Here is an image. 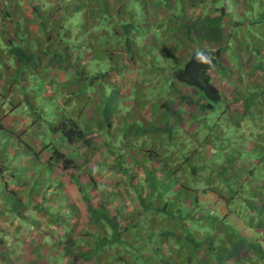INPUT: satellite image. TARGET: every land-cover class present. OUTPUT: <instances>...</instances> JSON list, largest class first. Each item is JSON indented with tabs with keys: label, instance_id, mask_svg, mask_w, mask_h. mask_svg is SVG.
Wrapping results in <instances>:
<instances>
[{
	"label": "trees",
	"instance_id": "1",
	"mask_svg": "<svg viewBox=\"0 0 264 264\" xmlns=\"http://www.w3.org/2000/svg\"><path fill=\"white\" fill-rule=\"evenodd\" d=\"M36 1H28L31 20L26 22L27 25L39 26L38 35L27 31V28L26 33L21 32L17 26V45L10 39H1L3 45L0 42L10 58L17 57L15 79L9 68L12 65L6 72L11 79L1 95L0 112L2 105H9L11 111L22 104L30 105L23 90L27 74L33 72L30 76L44 80L52 65L63 71L74 70L69 83L65 84L72 90L65 87L57 90L73 96L76 104H80L79 110L73 115L57 118L46 129L52 136L46 144V148L51 149V156L46 164H41L46 170L41 176L55 183L56 187L63 188V197L56 206L34 204L28 199L26 202V207H30L32 212L42 213L49 228L52 225L55 228L47 231L45 236L49 241L53 239L52 249L58 251L48 263L153 264L148 260L151 257L155 260L154 264H264L263 241L255 239L264 237V197L261 195L256 200L258 206L254 204L257 209L254 211L255 220L252 219L248 226L256 231L251 230V236L237 231L226 222L233 214L231 210L235 209L236 202H240L241 186L264 178V120L261 127L259 122L250 123L254 112L251 111L252 103L246 98V94L256 89H259L256 93L264 94V84L258 83L260 77L247 82L250 83L248 85L242 80L238 82L236 77L229 75L227 63L222 58L228 43L231 40L237 43L240 34L243 36L242 29L247 35L244 38L247 49L260 58L262 45L255 40L257 37L252 36L259 33L261 39L264 35V11L258 9L260 5L264 10V0L258 1L260 4L256 10L244 1L237 9L241 11L238 13L240 17L227 12L224 7H217L218 0H180L181 6L176 10V0H154L148 8L149 0L145 5L148 14L163 7L160 10L162 14L163 11L167 14V19H159L151 25L146 22L145 10L143 20L150 27L145 36L153 34L155 39L163 36L176 46L194 45L196 49H190L183 60L171 58L170 61V52L166 48L160 50L168 66L163 70L164 77H155L153 81L154 86L160 85L161 92L153 98L150 119H142V122L134 119L131 111L138 112L146 107L144 97L137 96V88L143 87L148 80L135 84L136 95H131L129 91L122 94L112 81L114 72L120 71L116 65L103 71L106 65L112 64L114 50L123 49L130 60L136 58V46L143 36L139 37L140 30L133 22L122 23L119 18L129 0H99V6L91 10L84 5L86 0H76L81 2L79 5L70 4L74 0H66L59 16L52 11L43 13ZM19 5L15 3L14 10ZM243 5L253 14L249 20L241 18ZM94 10L98 13L103 11L107 24L118 23L117 28L112 26L113 33L96 27L99 20L96 18L98 15L94 16ZM112 12L116 20L110 15ZM244 13L249 14L247 11ZM65 16L70 26L74 19L82 17L78 20L77 35L73 33L75 30L63 25ZM127 16L131 15L127 13ZM226 27L228 30L225 33ZM225 37L228 43L227 40L224 42ZM102 39L111 42L110 46L105 44L104 47ZM22 43H26L25 47ZM8 46L11 47L9 50ZM2 62L4 60H0V64ZM38 66L45 69L43 77L36 71ZM26 67L30 69L28 73ZM256 68L264 74V65L256 66L255 63L251 73ZM4 78L0 75V80ZM17 86L22 92L16 100L13 97L12 102V99L8 100L9 93L12 95ZM240 88L242 92L238 90ZM128 100L130 103L132 100L138 102L135 111L130 103L124 104ZM230 108H234L233 117L232 113L227 115L226 111ZM90 109L98 113L100 121H91L87 131L81 121ZM29 114L37 122L39 119L38 125L29 126L40 128L45 124L37 107L32 106ZM251 127L260 128L253 131L254 144L251 148L248 150L245 144L244 149L228 156L226 148L229 141L233 138L242 141L243 137L252 133ZM0 131L6 132L1 121ZM95 137L101 139L94 145L92 140ZM59 147L69 149V154ZM207 148L218 152L214 154L209 150L205 154L211 153L210 161L214 165L207 167L204 162L191 164L194 157H201L202 151ZM28 152L33 154L29 148ZM100 153L104 156L96 159ZM77 156H84L82 166L75 165ZM214 156H219L222 161L219 168L218 162L212 159ZM158 162L160 168L156 167ZM177 162L181 164L177 166ZM246 162L248 165L244 168ZM55 165H60L59 173L53 172ZM254 167L256 170L253 173ZM107 168L121 176V184L133 190L131 201L137 203L136 208L126 211L121 200L123 194L115 189L119 183L103 192L104 197L98 195L100 186L109 180L104 176ZM230 168L234 169L235 175L237 170L241 172L237 175L238 182L234 183L227 176L232 172ZM95 170H99L101 175L95 176ZM204 171L215 177H203ZM243 174L248 176V181H241ZM216 180L222 181L223 187L213 184ZM36 190L37 186L33 187V191ZM129 193L127 189L125 194ZM200 197L212 200L214 207L204 211ZM20 206L17 204L15 209ZM61 208H64L63 211ZM174 226L176 230H173ZM161 241L168 244L162 247ZM5 247L4 240H0V259L8 264L10 260ZM202 258H205L204 263Z\"/></svg>",
	"mask_w": 264,
	"mask_h": 264
},
{
	"label": "rangeland",
	"instance_id": "2",
	"mask_svg": "<svg viewBox=\"0 0 264 264\" xmlns=\"http://www.w3.org/2000/svg\"><path fill=\"white\" fill-rule=\"evenodd\" d=\"M28 1L29 0H0V42L2 45L3 43L1 39H5V40L10 39L13 41L14 45H17V42H15L16 41L15 32H16L17 26H19L18 28L20 29L21 32H25L27 28V31L31 32L32 34L38 35L39 26H36V25L32 26V24H30L31 25L30 26L29 24L27 25V22H26V20L28 21L31 20L29 9H28ZM35 1L36 0H33V2ZM148 1L149 0H129V4L125 5L124 7L125 10H122V13L120 14V17H119L122 23H126L127 21L133 22L136 26H138L137 29L140 30L139 37L143 36L140 43L137 44L136 46L137 47L136 58L134 60H130V58H128L125 55L123 49L114 50L113 52L114 57H113L112 64L111 65L108 64L103 68V71H104L108 69L109 67H115L116 65V69L120 70L119 72L118 71L114 72L112 76L113 77L112 81H115L117 88L121 90L122 94H126L129 91L131 95L134 96L136 95L134 94L135 84H138V82H144V81L146 82L147 80L150 82L152 81L151 83L147 81L145 84H143V87L138 86L137 88V96L138 97L142 96V98L144 97V101H146L147 105L143 110H140L138 112H133L132 110L131 113H132V116L135 117L134 119H138V120L140 119L141 122H142V119H145V120L150 119L149 111L152 109L154 105L153 98L156 94H159L161 92L160 85L154 86L155 82L153 81H155V77H157L158 79L161 77H164L165 71L163 70L164 69L166 70L168 66L160 50L166 48L170 52L168 56V60L170 61L171 58L176 59V60H183L186 56H188L187 54L189 53L190 49L191 50L196 49L194 45H192V47L190 46L187 47L184 45L176 46L174 42H172L169 39L167 40L163 36H161L159 39H155L153 37V34H149L145 36L146 31L150 28L149 26L145 25V21L143 20L145 10H146V16H147L146 22H149L151 25H153L155 21L159 19L160 20L167 19V14H165L164 11L162 14L160 10V9H163V7L156 8L157 10H154L151 15L150 13L148 14V9L145 8V5L146 3H148ZM150 1L151 3L148 4V8L151 5H153V2H154V0H150ZM183 1L188 2L189 0H183ZM244 1H248L247 4H250L256 10L257 5L260 4V2L258 4V1H263V0H218L216 6L224 7V9L227 10V12L233 14L234 16L240 17L238 13H240L241 11L237 9L238 7L241 6V4H243ZM36 2H38L40 10L43 11V13H45L46 11H50V12L52 11V13L55 16H59L61 14L62 10L65 7V4L67 3L66 0H37ZM15 3L20 4L19 8L15 9V14L17 15L6 16V12H9V14H12L10 11H13V7ZM80 3L81 2H77L76 0H74V2L70 4L79 5ZM84 5L88 7V10H91L90 5L94 6L96 5V2L95 0H86L84 1ZM8 6H10L9 9H8ZM180 6H181L180 0H176L174 10H176ZM261 7L262 6L259 5L258 9H260V11H264L263 9H261ZM21 10H23V14H20ZM245 11L249 13V8H247L246 5H243V16L241 18H246L249 20L250 17L253 16V14H250V13L246 14L244 13ZM127 13L131 15L130 16L131 19L130 17L127 16ZM95 15H98V16L96 17ZM110 15H113V18L116 20V16L114 12L110 13ZM94 16L97 18V20H99L98 25L96 27H100L101 31L106 32V33L107 32L113 33L112 26L114 25L117 28L118 23H113V24L106 23V20L103 17L104 16L103 11H100V13H98L96 10H94ZM78 20H82V17L80 19H74V21H72L71 23L72 26H70L69 25L70 22L65 16L63 25H65L66 27L72 28V30H75V32L73 31L72 32L74 33V35H77L76 30L77 31L79 30L78 25H77ZM227 30H228V27L225 28L224 30L225 33L227 32ZM242 31L244 34L243 36L242 34H240V37H239L240 39H238L237 43L232 40L228 43V40L225 37L224 42L227 40L226 43H228L229 47L223 50L222 58L227 63V68H228L227 70L228 72L231 73L229 75H233V77H236L238 82L242 80L243 84L248 85L252 82L254 78L256 79V77H260L258 83H261V85H263L264 84V74L262 70H258L256 68L255 70H253V73L251 72H252L253 67L255 66V63H256V66L264 65V42H263L264 35L263 37H261V39L258 37L259 33L252 36V37H257L255 38V40L260 45H262V47H260L259 49V52L261 51V56L259 58L255 55V52H252L250 49L249 50L247 49L246 39L244 40V38H246L247 35L244 29H242ZM251 34H253V31L251 32ZM105 40L104 39L101 40L103 46L105 47L106 46L105 44H108L110 46L111 42L109 43V42H106ZM29 43L31 42H28V44ZM21 45L25 47L26 43H22ZM109 46H107L108 49H109ZM113 46L114 45H112L111 47L114 48ZM85 47L86 46H84V48ZM9 48L11 47L8 46L7 49L9 50ZM6 54L7 53L3 51V47L0 46V60L1 58L4 57L5 64L8 67L12 65V67H9V68H10L12 77H14L15 79V76H16V69H15L16 65L15 64L17 63V57L15 58L14 56H11L10 58V56L7 54L8 56V59H7ZM88 55L89 54H86L85 56H88ZM156 57H158L157 60L154 59ZM36 61L38 60H35V62ZM13 63H14V66H13ZM25 70H26V73H28L30 69L26 67ZM44 70L45 69L41 68L40 66H38V68L36 69L40 77L41 75L43 77ZM73 72H74L73 69L68 70V71H63V69L57 68L54 65H52L51 67L48 68L47 73L45 75L44 80L46 82L42 79L40 80L39 78H33L32 76H30V74L33 73L31 72L27 74L26 76L27 83L24 84V87H23L24 95L26 93L30 105L24 106V104H22L14 111L10 110L9 105H2L3 107L2 111L4 112H0V117L2 115V119L0 120L1 124L3 127H6L8 130H10L11 132L13 131V132L9 135L8 132L0 131V139L2 138L6 142V144L0 145V164L1 166L5 168V170H9L3 179L0 178V192L2 190L5 191L6 184L7 185L12 184L11 178H10L12 172H14V174L17 176L16 178L17 184L16 186L9 185V187H13V192L15 193L14 195L12 193V195H6L3 198L2 196H0L2 198L0 201V206L7 208L10 205L12 209L18 203L16 198L20 199L22 196H26L25 189L27 188L29 181H30L29 184L31 183L33 187L35 186L38 187L39 186L38 184L43 180V178H40L41 174H38V172H41V171L37 170V168L32 167L30 158L28 157H25V162H19V163H17V158H16L15 162L17 163V169L16 171H13V164L15 162L12 159H9L10 157L6 153V149L8 147V143L10 142V136L12 138L17 137L18 140L22 141L23 145L28 144L30 147H32L34 151L38 153L41 158H43L44 161L47 159L49 151L45 152V150L44 149L42 150V148L45 147V145L47 144V141H49L52 136L49 134V132L46 129L50 125H52L54 122H56L57 118L59 120V118H61L62 116L73 115L74 112L79 110L78 107L80 106V104H76V101L72 99L73 96H69L68 94H64L62 91L61 92L58 91L59 89H62L64 87L66 89H69V91L72 90L71 88H67V85L65 86V84L69 83ZM249 72L251 73V75L249 74ZM1 77H5V76L2 75ZM9 79H11V77L10 75H7L4 79L0 80V107H1L2 100H3L1 95L4 94L6 86L8 87ZM220 80L221 79H219V81ZM247 82H250V83H247ZM104 88L107 89L106 86ZM263 88L264 86H262V90H264ZM243 89H247V88H243ZM238 90L242 92L241 88ZM20 91L22 92V89L19 86H17L16 89H13L12 95L9 93L10 97H8V100L12 99V102L14 101V98L16 100ZM247 91L249 92V90ZM256 91H259V89H256L246 94V98L252 103L251 111L254 112V115L251 118L250 123L259 122V125H260L259 127H261L263 124V120H264V94L256 93ZM231 96L233 97V95ZM224 98L226 100L228 99L227 97H224ZM81 99L82 97H80V100ZM129 101L130 100L126 101L124 104L130 103ZM131 102L132 103L130 104L135 111L138 102L136 103L134 100H132ZM122 103H123V100H122ZM32 106H35V109L37 107V111L40 112L41 114L40 116L42 120L45 122V124H42L40 128L36 126L39 123V119H37L38 120L37 122L36 118H32L29 114V111L31 112ZM233 109L234 108L228 109L226 111L227 115L229 113H232V117H233L235 115V111ZM92 110L91 109L88 110V113L85 112V115L81 121L82 126L87 131H89V128H90L89 123L91 121L92 122L95 121L96 123L100 121V119L98 118V113H95L94 111L93 113ZM225 120L226 122L229 123L227 119ZM21 122L23 123L21 124ZM30 124H36V125L35 127L31 128L32 126H29ZM259 127H256V128L251 127L252 133H250L249 136L243 137L242 141L240 140L237 141L235 138L229 141L230 144L226 148V153L228 154V156L230 154L235 155L238 151H241L242 149H244L245 144L248 145L249 147L248 150H249L252 144H254L253 131L256 132L257 130H260ZM44 130L46 132H44ZM100 139H101L100 137H95L92 140L93 144L95 145L99 143ZM62 150L64 153L68 154L66 150L64 149ZM209 150H211V153H214V154L218 153V152H214V150H212L211 148H207L202 151L200 155L201 157H194L195 159L191 164H198L200 162H204V165H208L207 167H209L210 165H214L210 161L211 153L208 155H205ZM20 151L21 153H23L26 150L21 149L19 150V152ZM12 153L14 154V150H12ZM74 154L76 155V153ZM100 155H103V154L102 153L98 154V156H96V159H100L99 158ZM204 155L206 156L205 158H204ZM83 157L84 156L80 158L79 156H77L76 161H75L76 166L83 165ZM104 158L102 160L106 162ZM212 159L218 162L219 166L217 168H219L222 165L221 164L222 161L219 158V156H214ZM179 164L181 163L177 162L176 165L179 166ZM247 165H248V162L244 164V168H247ZM22 167H28V169L27 168L22 169ZM156 167L160 168L161 164L159 162L156 163ZM253 169L254 170L252 172L254 173L256 168L254 167ZM229 170L232 172L228 173L227 176H229L233 182L234 181L238 182L237 175L239 176L241 172L237 170L236 171L237 175H235L234 169L230 168ZM22 171H27L28 174H25L22 177L21 175ZM43 171H46V170L42 169V172ZM16 172H18V175ZM94 173H95V176L101 175L99 173V170H95ZM138 173H139L138 174L139 176L142 175L140 171H138ZM209 175H211L212 177H215L214 175L210 174L209 171H204L203 177H208ZM104 176L108 177L109 180L108 182L104 184V186H100V191L98 195L104 197L103 192L106 193L107 191L110 190L111 185H115L119 183L115 189L123 194V197L121 198V200L124 203V208L126 209V211L133 210V208L137 207V203L131 201L133 190L131 188H128L127 185L121 184L122 180L120 179L121 178L120 175L117 176L115 171L107 168V170L104 172ZM37 178H40V180L35 181ZM240 178H241V181L249 180L246 174L241 175ZM257 180L258 181H255V182L251 181L254 184L251 183V184H245L241 186L240 199H239L240 202H236L237 206L235 205V209L231 210L233 214L230 213L231 217L229 216V218L226 220V222L229 223L230 226L235 227L234 229L242 232L243 234H246V233H249V235L251 234L252 228H250L248 225L251 224L250 223L251 220L255 218L254 211L257 209L254 207V204L256 203V200L261 195L264 197V178H261V180L260 179H257ZM214 183H216L219 187H223L222 181L218 182V180H216V181H213V184ZM65 185L68 188V185L67 184ZM51 186H52L53 192H52V196H49V197L59 198L61 195V192L64 191V190L62 191L63 188L59 186L55 187V184H52ZM127 189H128V192H130L129 195L125 194ZM241 193H243V195H241ZM200 200L202 204L201 208H203L204 211H206L207 208L209 207L210 208L214 207L215 205V203L212 200H209V198L208 200H203L202 197H200ZM258 203H256L257 206H258ZM63 209L64 208H61L62 211ZM230 209H233V208H230ZM228 212L229 211L225 212V214ZM25 218L29 220L28 221L29 225H26L28 226L26 229V232L21 231V234H23L24 236L21 238V241L19 242V245L17 246V248L14 247L13 245L11 246V237L8 236L11 233H13L14 223L13 225L10 224V226H12L11 228H5L4 223L0 219V239L2 240L1 237L3 236H8L9 246L6 249L7 255L10 260L8 261V264H26L29 261H36L37 258H35V255H33V252H32L35 250L34 247L39 244L38 242L41 240L40 238L42 237V235H45L47 233V230L49 231L50 229H55L53 225L51 226V228H49L46 225V222H44V220H41L43 222L39 226L38 224H35L37 228L32 227L33 226L32 224L35 223L34 220L42 219L39 213L37 214V212L34 214L31 212H28V213L25 212ZM210 227L212 228V225H210ZM210 227L208 228L210 229ZM173 230H176L175 226ZM252 231L255 232L256 230L254 229ZM255 239L261 242L264 241V237L261 238L260 236ZM255 239L254 241H256ZM170 243H172V241H170ZM160 244L162 247H164L168 244V242L166 243L165 241H161ZM11 249H13V251L9 253ZM148 260L150 263L154 264L155 260H153L151 257H149ZM201 261L204 263L205 258H202ZM37 263L46 264V260L45 258H42V259L38 258ZM4 264H7V263L4 262Z\"/></svg>",
	"mask_w": 264,
	"mask_h": 264
},
{
	"label": "clouds",
	"instance_id": "3",
	"mask_svg": "<svg viewBox=\"0 0 264 264\" xmlns=\"http://www.w3.org/2000/svg\"><path fill=\"white\" fill-rule=\"evenodd\" d=\"M98 1L99 0H95L96 5H94V6L90 5L91 6V9H92V7H95L96 8L97 6H99L98 5ZM9 8H10V6H8V9ZM10 12L12 14H9V12H6V16H7V14H9L8 16L17 15V14H15L14 7H13V11H10ZM20 14H23V13H20ZM25 33H26V31H25ZM1 60H5V58L3 57V58H1ZM2 68H4V69H2ZM7 69H8V66L5 64V62H2L0 64V75L1 76L3 75V76L6 77ZM24 83H27V79L24 80ZM10 110H11V108H10ZM1 112H4V111L1 110ZM1 119H2V115L0 117V120ZM4 128L6 129V132H8L9 135L13 132V131L11 132L10 130H8L6 127H4ZM31 128H33V127H31ZM13 143L16 144V150H17V152H19V150H21V149H25L26 151H24L23 153H21V151L19 153H17V154L14 153L11 156H9L10 157L9 159H12L13 161H15V159L17 158V163H19V162H25V157H28V158H30L32 167L33 168H37V170H40L41 171V172H38V174L46 173V171H43L42 172V169H44V167L41 166V164H46L47 163V160L51 156V149H47L46 148V145H45V147L42 148V150L44 149L45 152L46 151H49L48 157L44 161L43 158H41L39 156V154L36 153L34 151V149L32 147H30L28 144L27 145H23L22 144V141L21 140H18L17 137L12 138L10 136V142L8 143V146L10 144H13ZM1 144H6L5 140H3L2 138L0 139V145ZM27 147L32 150L33 154H31L30 152H28V148ZM60 149H61V151H63L62 149L66 150L68 152V154L70 152L69 149H65V148H60ZM25 168L28 169V167H22V169H25ZM16 169H17V164L14 163L13 164V171H16ZM8 171L9 170H5V168L3 166H1V164H0V178L1 179L4 178V176L8 173ZM56 171L58 173L60 172V165H55L54 166L53 172H56ZM16 173L18 175V172H16ZM25 174H28L27 171H22V174H21L22 177ZM30 174H32V173H30ZM10 178H11L12 184H9V185H11V186H14L15 185L16 186V184H17V182H16L17 176L14 174V172L11 173V177ZM40 178H43V180L38 184L39 186L37 187V190L36 191H33V186H32L31 183L29 184V182H30L29 181L28 182V186L25 189L26 190V196H22L20 199L19 198H16L17 201H19L17 204H20L22 206V208H21L22 210H20L19 212H17L21 206L20 207H17L18 208V209L16 208L17 210L15 209V206L12 209H11V207H10V209H6L5 207L0 206V211H2L6 216L10 217L9 220L11 221V225H13V220L12 219H16V221H17V226L15 228L13 227V234H18L19 235V234H21V231L22 232H26V229L28 227L26 225H29V223H28L29 220L27 218H25V212H27V213L28 212H31L33 214L36 213V212H32L30 207L29 208L26 207V202H28L27 199L28 200H31L32 203H34V204L43 203L44 205L47 204L49 206L50 205L56 206V205H58L57 202L61 201V199L63 197V193H61V195H60L59 198H51V197H49V196H52V192H53L51 185L52 184H55V183H50L49 181H46V178L43 177V176H41ZM40 178H37L35 181H39ZM9 185L6 184L5 191L2 190V192L5 194L4 196H6V195H12V193H13V195L15 194L13 192V187H9ZM55 187H56V184H55ZM29 195H30V199H29ZM38 213H39V215L41 216L42 219H40V220H34L35 223L32 224L33 225L32 227H34V228H37V226L35 224H38V226H39L43 222L41 220H44V216L42 215V213H40L39 211L37 212V214ZM0 219L2 220L1 217H0ZM44 222H46V221L44 220ZM11 227L12 226H10L9 224H6V226H5V228H11ZM8 236L10 237V235H8ZM248 236H250V235H248ZM2 240H3V238H2ZM263 244H264V241H263ZM242 255L245 256L244 253H242ZM0 263L1 264H4V262L2 260L0 261Z\"/></svg>",
	"mask_w": 264,
	"mask_h": 264
},
{
	"label": "crops",
	"instance_id": "4",
	"mask_svg": "<svg viewBox=\"0 0 264 264\" xmlns=\"http://www.w3.org/2000/svg\"><path fill=\"white\" fill-rule=\"evenodd\" d=\"M37 75V74H36ZM35 77V76H34ZM46 82V81H45ZM22 124V122H21ZM12 147H11V146ZM7 149H6V153L11 156L13 153H12V150H14V153L17 154V150H16V144L13 143V144H10ZM15 162V161H14ZM16 163V162H15ZM17 164V163H16ZM0 196H2V198L4 197V193L1 191L0 192ZM0 197V201L2 199ZM10 205L6 208V209H10ZM0 217L2 218V222L4 223V225L6 226V224H11V221L9 220L10 217L6 216L2 211H0ZM5 219V220H4ZM8 219V220H7ZM13 220V223H14V228L17 226V221L16 219H12ZM47 234L45 235H42V237L40 238L41 240L38 242L39 245L35 246L34 247V251L33 252V255H35V258H39V259H42V258H45L46 260V264H49V259L52 257L54 258L55 256H57L58 254V251L56 250H53L52 249V242H53V239L51 238L50 241L48 239H46V236ZM24 235L23 234H13L11 233L10 234V237H11V246L13 245L14 247L17 248V246L19 245V242L21 241V238L23 237ZM3 238L4 242H5V248L7 249V247L9 246L8 245V236H3L1 237ZM18 241V243H17ZM17 243V244H16ZM13 249L10 250V252H12ZM54 253V254H53ZM37 259L36 261H29L28 263L26 264H29L31 262H36L37 263ZM38 264V263H37Z\"/></svg>",
	"mask_w": 264,
	"mask_h": 264
}]
</instances>
